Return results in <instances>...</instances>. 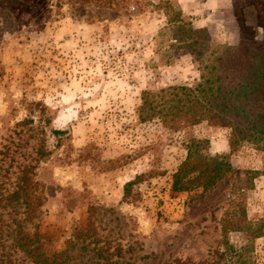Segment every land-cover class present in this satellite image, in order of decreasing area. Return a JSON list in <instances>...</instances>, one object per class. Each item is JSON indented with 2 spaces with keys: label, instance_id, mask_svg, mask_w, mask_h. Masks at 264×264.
<instances>
[{
  "label": "rangeland",
  "instance_id": "374dc122",
  "mask_svg": "<svg viewBox=\"0 0 264 264\" xmlns=\"http://www.w3.org/2000/svg\"><path fill=\"white\" fill-rule=\"evenodd\" d=\"M257 5L18 0L6 22L0 6V152L13 159L7 171L0 154V200L17 162L36 166L41 205L25 231L39 233L46 254L68 264H264V237L244 232L264 224V152L247 144L232 151L226 127L173 132L139 120L145 90L197 82L198 52L264 41ZM176 11L186 23L180 33L168 25ZM178 35L198 44L182 46ZM36 102L43 114L29 107ZM51 131L66 134L58 142ZM192 139L208 142L206 155L227 157L231 171L208 191L173 193ZM2 205L0 264H31L13 248L14 210ZM233 223L244 230L224 232ZM226 240L251 252L234 258Z\"/></svg>",
  "mask_w": 264,
  "mask_h": 264
},
{
  "label": "trees",
  "instance_id": "16d2710c",
  "mask_svg": "<svg viewBox=\"0 0 264 264\" xmlns=\"http://www.w3.org/2000/svg\"><path fill=\"white\" fill-rule=\"evenodd\" d=\"M259 23L264 31V0H257ZM18 0H0L1 13H5L4 22ZM174 22L168 25L176 28L178 33L186 29L180 11L173 12ZM176 33L175 36L178 34ZM187 35H178L176 43L198 44L190 41ZM195 59L199 63V77L193 85L166 86L157 91L142 92V103L139 109L141 122L159 121L167 130L179 132L188 127L206 122L210 126L230 129L228 145L232 151L243 144L264 152V41L248 42L242 47L221 46L216 48L209 57L198 52ZM205 57V59H203ZM43 114L45 106L36 102L29 105ZM33 112V111H32ZM32 122V119L23 123ZM60 142L66 131H51ZM208 142L200 139L189 140L186 145V158L172 175L171 190L173 193L189 192L195 189L208 191L215 187L231 171L227 157L208 156ZM9 149L5 150L3 163L11 168L13 159H8ZM27 156H30L27 154ZM17 162V173L14 181L8 179L3 184V195L0 204L4 210H14L7 214L14 225L11 231L13 248L24 253L31 264H68L61 254L45 253L41 236L38 232L29 235L25 226L33 224L40 208L37 195V184L33 181L35 165ZM2 209V210H3ZM242 216H244L242 212ZM37 225L34 226L36 229ZM243 227V226H242ZM2 227H0L1 231ZM227 229L242 231L238 223L229 224ZM241 229V230H240ZM244 230V229H243ZM250 241L264 237V224L254 231H244ZM97 242V241H94ZM225 245L234 258H241L243 251L251 247H243L236 253L227 240ZM102 249L97 250L100 259ZM117 254L120 252L117 251ZM106 264L110 260L106 258ZM236 264H250L247 261H235ZM173 264H194L190 261H174ZM200 264V263H198Z\"/></svg>",
  "mask_w": 264,
  "mask_h": 264
}]
</instances>
